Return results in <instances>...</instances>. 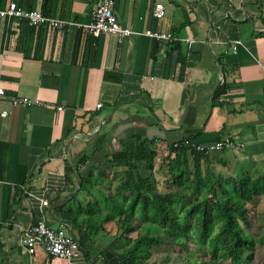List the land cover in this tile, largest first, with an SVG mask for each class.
Wrapping results in <instances>:
<instances>
[{
	"label": "crops",
	"instance_id": "0c3cea01",
	"mask_svg": "<svg viewBox=\"0 0 264 264\" xmlns=\"http://www.w3.org/2000/svg\"><path fill=\"white\" fill-rule=\"evenodd\" d=\"M10 2L43 8V0H0V9ZM156 2L161 18L152 14ZM95 6L51 0L49 15L77 22L63 29L0 17V87L45 102L0 99V141L7 144L0 264H68L22 246V229L41 215L89 246L88 264L120 258L124 240L104 217L114 210L123 168L109 160L136 136L162 152L184 138L229 136L234 147L209 152L202 165L214 174L244 168L264 176V0H114L119 23L135 31L122 38L85 31ZM146 30L195 41L154 39ZM160 159L152 169L159 188L169 176ZM145 166L137 162L142 175ZM38 197L48 202L41 211Z\"/></svg>",
	"mask_w": 264,
	"mask_h": 264
},
{
	"label": "trees",
	"instance_id": "16d2710c",
	"mask_svg": "<svg viewBox=\"0 0 264 264\" xmlns=\"http://www.w3.org/2000/svg\"><path fill=\"white\" fill-rule=\"evenodd\" d=\"M50 6L51 0H43L44 14H49ZM224 92L225 86H219L214 98ZM174 142L162 152L153 139L136 136L109 160L123 169L118 172V196L111 198L114 210L104 219L115 222L116 240H124L120 258L110 263L145 264L155 249L178 244L180 261L166 264H252L257 239L249 230L264 196V176L244 168L214 174L202 165L208 153ZM6 153L7 144L0 141V180L6 172ZM161 155L169 170L166 189L158 187L152 173ZM138 161L145 162L147 175L139 171ZM258 242L264 244V234ZM78 243L89 260V246ZM189 244L196 255L184 253Z\"/></svg>",
	"mask_w": 264,
	"mask_h": 264
},
{
	"label": "built area",
	"instance_id": "2783aa9c",
	"mask_svg": "<svg viewBox=\"0 0 264 264\" xmlns=\"http://www.w3.org/2000/svg\"><path fill=\"white\" fill-rule=\"evenodd\" d=\"M96 6L91 10V19L89 22L82 24L85 31L92 35L101 33H114L119 38L134 33L132 27L124 26L119 23L114 12V0H94ZM152 14L156 18L164 15V7L162 3H155ZM0 17H15L23 19L29 26H47L49 28L63 29L70 25L77 24L76 21L61 19L49 14H44L37 9H24L15 2H10L6 7L0 9ZM145 34L149 37L166 41H184L191 44L195 41L193 38L175 36L170 30H146ZM238 40L233 41L231 50L236 51ZM0 99H7L13 105L35 104L43 105L44 101L39 99H30L24 96H17L5 92L0 87ZM101 103H97L99 108ZM62 109L61 106L57 107ZM5 114V112L3 113ZM189 148H194L204 153L216 150L234 147V141L229 136H223L220 139L200 143L189 138H184L182 142ZM174 142V146L181 144ZM39 207L47 205L48 202L38 197ZM20 242L22 246L29 252L33 253L37 247L44 249L47 255L55 256L65 260L68 264H88V259L83 255L78 240L75 236L64 228H53L47 224L45 218L41 215L36 221L25 226L21 231Z\"/></svg>",
	"mask_w": 264,
	"mask_h": 264
},
{
	"label": "rangeland",
	"instance_id": "374dc122",
	"mask_svg": "<svg viewBox=\"0 0 264 264\" xmlns=\"http://www.w3.org/2000/svg\"><path fill=\"white\" fill-rule=\"evenodd\" d=\"M165 184V183H164ZM163 189H166L164 185H162ZM264 210V196L260 198L258 202V213L255 214L253 220V226L249 230V233L257 239V244L255 245V254L253 256L252 264H264V244L260 245L258 242V238L264 234V219L262 218V212ZM174 246L163 245L159 248L155 249V253L151 260L145 262V264H166L169 262L180 261L178 257V249L180 246L178 244H174ZM187 251V252H186ZM186 255H196L194 248H191V245H188V248L185 247ZM169 256H166V255Z\"/></svg>",
	"mask_w": 264,
	"mask_h": 264
}]
</instances>
